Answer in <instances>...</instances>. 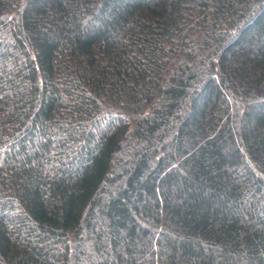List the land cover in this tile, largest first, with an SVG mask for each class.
Segmentation results:
<instances>
[{"label": "trees", "instance_id": "trees-1", "mask_svg": "<svg viewBox=\"0 0 264 264\" xmlns=\"http://www.w3.org/2000/svg\"><path fill=\"white\" fill-rule=\"evenodd\" d=\"M0 264H264V0H0Z\"/></svg>", "mask_w": 264, "mask_h": 264}]
</instances>
